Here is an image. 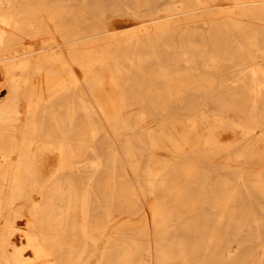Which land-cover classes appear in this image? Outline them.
<instances>
[{
  "label": "bare ground",
  "instance_id": "1",
  "mask_svg": "<svg viewBox=\"0 0 264 264\" xmlns=\"http://www.w3.org/2000/svg\"><path fill=\"white\" fill-rule=\"evenodd\" d=\"M91 1L106 0H0V92L8 89L6 97L0 98V157L3 158L0 200L11 197V200L31 201L34 194H40L43 197L40 204L47 210H42L40 217L35 212L38 204L33 201L30 205L33 221L40 222L44 231L39 237L32 229L35 226L28 225L25 248L31 250L32 256L26 257L16 244H13L14 250L6 251L7 236L15 232L10 222L20 215V207L7 203L0 209V217L6 220L0 224V264H60L55 262L57 256L50 257L55 250L66 253L67 259L72 260L86 252L95 254L100 242L110 237L114 238L113 244L102 251L115 257V262L110 264H137L135 257L143 252L141 243L127 235L118 236L116 231L108 235L112 227L110 220L95 216L91 209L98 206V198L110 204L116 202L125 211L142 204V199L148 196L144 185L138 180L129 183L125 178L128 171L123 165V178L118 180L114 166L118 161L125 162L136 168L133 172L137 175L144 158L147 164L143 175L149 183L151 176L156 177L153 189L163 193V200L152 204L147 212L156 223L155 229L163 233L155 231L158 238L153 247L150 243L146 246V252L155 255V259L138 264H164L172 259L177 263L170 261L169 264H198L199 261L202 264L203 257H192L201 251L200 244L194 242L188 249L179 229L166 221L171 219L176 203L189 214L198 213V204L202 209L198 198L186 197L184 183L209 179L213 170L198 160V147L211 142L218 149L208 151L207 148L199 156L203 160L215 157L224 133L195 139L191 135L197 122L192 117L180 121L181 132L171 127L168 142L162 148L170 150L179 160V175L168 182L163 161L151 149L155 145L153 139L149 135L151 145L154 144L151 147L142 138L135 143L132 121L127 114L133 111L134 95L139 90L151 94L148 97H156L153 106L156 111H166L173 109V105L183 108L190 99L194 102L216 93L219 97L233 96L245 86L250 101L246 109L251 117L259 115L261 120L256 125L248 119L244 122L246 129L240 135L246 145L233 150L232 158L246 160V167L237 168L235 176L238 172L240 180L243 174L246 179L251 177L252 189L248 179L246 186L250 192L259 194V204L264 208V184L258 180L264 170V0H225L224 3L189 0L181 7L164 3L167 0H120L121 8L108 19L102 14L96 24L89 23L87 4ZM130 18L135 22L127 24ZM211 32L231 34L240 50L250 53L247 59L254 65L239 67L231 77H223L217 67L208 66L209 70L201 71L190 58L181 56L186 42L196 47L206 46ZM242 34L244 41L239 38ZM184 35L193 37L192 41L183 40ZM147 48H151L154 63L148 73L142 74L143 81L134 90L131 86L134 68L142 70ZM164 59L171 64H164ZM181 60L186 64H180ZM60 92H65L61 102L48 112L46 101L51 94ZM22 100L26 101L24 117L20 116ZM193 102L184 106L188 116L194 111L199 114L212 111L211 108L205 112L206 104L199 106ZM118 126L123 127L119 139L121 151L111 144L112 166L103 169L96 139L102 132L113 141L111 133H116ZM53 132L60 133L57 141ZM230 134L231 131L229 138H232ZM37 141L43 144L36 145ZM55 156L62 160L64 171L59 180L57 170L52 167ZM91 156L95 159L90 160ZM89 160L94 166L92 171L84 169ZM74 161L80 163L76 170L71 163ZM79 179H82L81 185ZM218 184H222L223 191L230 189V192L209 196L208 203L217 209L215 219L234 217L239 228L246 216L244 206L233 200L232 192L239 186L223 174L218 175ZM55 220L59 223L58 231L52 230ZM204 228L207 230L200 231L206 238L201 242L202 248L204 245L216 247L223 234L214 225ZM167 229H173V234ZM49 239L57 245L56 249L49 245ZM259 246L249 247L248 251L227 248L224 258H211L210 264H264V244ZM260 248L262 257L255 254ZM243 253L249 257L238 256Z\"/></svg>",
  "mask_w": 264,
  "mask_h": 264
},
{
  "label": "rangeland",
  "instance_id": "2",
  "mask_svg": "<svg viewBox=\"0 0 264 264\" xmlns=\"http://www.w3.org/2000/svg\"><path fill=\"white\" fill-rule=\"evenodd\" d=\"M119 1L120 0L91 1L89 4H87V10L89 12V23H98V20L100 16H102V14L105 16L106 19H108L114 11L117 12V10L121 8V5L118 4ZM170 1L171 0H167L164 3L172 6L181 7L185 5L186 1L189 2V0H175L173 3H171ZM224 2L225 0L216 1V3ZM128 20L130 21L127 24L135 22L132 18ZM209 35H211V37H209L208 42L206 41V46L196 47L194 44H192V42H186L185 48L183 49V52H181V56L190 58L192 63L196 64L201 71L209 70L208 66H215L218 68V71L223 77L229 75L231 77L233 74H235V72H237L236 69L239 67L254 65L251 60H248L250 53L248 54L246 52H242V50H240V47L236 45L234 41H232L233 37L231 36V34L211 32ZM175 38L178 39L177 36ZM239 38L242 41L245 40L243 38V34L240 35ZM182 39L186 41H192L193 37H190L189 35H184ZM146 52L147 54L145 55V63L142 66V70H137L136 68H134V73L131 79V86L134 90L138 89L137 83L143 81V78L141 77L142 74L144 72L148 73V71L150 70V65L154 63L151 48H147ZM162 62H164V64H171V62H168L167 59H164ZM180 64L185 65L186 61L181 60ZM234 69L235 71H233ZM212 70L217 71L215 69ZM224 82L227 83V81L225 80ZM246 87L248 89V85ZM7 93L8 89L1 91L0 98L6 97ZM64 94L65 92L51 94L49 100L46 101L48 105V108L46 110L49 112L52 109H56V106H58V104L61 102L60 97ZM147 95L151 94L143 93L141 90H139L138 94L134 95L135 99L133 101L135 105L133 107V111L129 112L130 115L127 114L130 120L132 121L133 129L135 132L133 140L135 143L138 144V139L142 138L144 142H146V145L149 147L155 144L153 147H151V149L152 151L156 152L159 158L163 161V170L166 174L165 176L168 179V182L177 179L179 175V160L173 156V153L170 150L164 149L162 147L167 144L168 134L173 129H178L179 132L183 130V127L180 125V121H186L187 119L189 120V118L192 117L197 122L196 127L192 129L194 131L191 135L195 139H200L201 135L206 136L208 134L211 135L210 138H212L213 136H216L221 132L224 133V136H227V138H224V136H222L220 147L221 149L218 150V155L213 158L210 157L207 160H203L199 156L202 151H207V148L209 149L208 151L218 149L217 147L213 146L211 142L204 143V146L198 147V160L202 162L205 166H209L213 170L211 172V175L209 176V179L195 181V183H188V185L186 182L184 183L186 188L183 192H185L186 197L198 198L200 200L199 203H202L203 205V212L199 204L197 209L198 213L189 214L186 213L185 210H182V206L176 203L174 204V212L172 213L171 219L169 218V220L166 221L169 226H175L179 229L178 231H180L181 238L185 240L188 244L186 246L188 249L194 242L200 244L201 251L192 257L201 256L204 258V260H202V264H210L211 258H216V260L224 258L226 256L224 250L227 248H242L248 251L247 248L249 247H254L257 249L258 247H260L259 245L261 243L264 244V208L259 204V194L257 195L254 191L250 192L249 188L246 186L248 179V181H250L249 187L252 189L251 177L247 175L248 177L246 179V175L243 174V178L240 180L237 178V175L239 174L238 172L235 176L237 168L244 169L246 167V160H236L232 158L233 150L239 148L243 149V147L246 145V143L244 144V140H242L243 137H241L240 135V133L246 129V124L244 126V122L246 123L248 119L249 122L252 123V125H256L257 122L261 120L259 115H253L254 117H251V115H249L248 113V109H246L250 104V101L248 97H246L245 86L241 87L238 93L233 96L223 95L220 96L222 97L220 98L216 93L212 97H201L200 99L194 102L192 99H190L182 105L183 108H180L178 105H173L171 106V108L173 109H169L166 111H156L153 107L157 101L155 99L156 97H148ZM159 102H161V100H159ZM191 102L198 104L199 106H204L206 104V108L204 109L206 110L205 112H207V110L211 108L212 111L207 112L205 114H199L197 111H194L191 112L192 115L190 114V116H188L189 113L186 111L187 107L184 106H187V103ZM24 109L26 111V101L22 100V112L20 114V116L22 117H24L25 115ZM238 124L240 125L239 127H237ZM231 127L233 129H231ZM122 128V126H118L116 129L117 132L111 133L113 141H110L107 135L103 134L102 132L99 133L96 139L95 144L97 143L98 154L102 159L100 163H104L102 167L103 169H109L112 166V152L109 150L110 145L115 144L118 150L121 151V149L119 148V139L123 135L121 134L123 132ZM225 131L227 132L226 135ZM230 131L232 132V134H230L233 136L232 138H229ZM59 134V132H53V138H55V141H57V137L59 136ZM138 134H140V137L136 136ZM149 135L154 141V144L152 145L150 143ZM42 144L43 142L41 141H37L36 143V145ZM244 150L246 151L245 148ZM91 157L92 158L90 160L95 159L93 156ZM2 160L3 158L0 157V161ZM90 160L88 162H85V170H93L94 166L93 164L91 165ZM61 163L62 160L55 156V159L52 162V167L54 170H57V180L64 176V171H62L63 169H61ZM71 163L74 167L73 170H76L80 167V163L76 164L75 161ZM120 163L121 162L118 161L117 165L114 166L116 169V178L118 180H121L123 178L121 172L122 169H124V166L128 171V175L125 178L129 181V183L133 184L136 182V180H138L139 183L142 186L144 185V187L146 188L145 191L148 196L142 199V204L133 206L126 211L120 208L119 205H117L118 203L116 204V202L115 204L112 203V205L108 203L107 200H104V198H98V206L94 205L91 211L95 216L101 219L106 218L107 220H110L109 224L112 227L108 229V233H110L108 235H111L112 232L114 233L116 231L118 236L127 235V237H133L137 242L141 243V248L143 252H141V254L139 253V255L135 257V263L138 264L142 260L150 261L152 257H155V255H149L146 252V246L147 243H150V245L153 247L154 241L156 240V238H158L156 235L157 233L155 231L158 230V232L163 233V230L155 229L156 223H154L152 218H150L151 216H149L147 210L150 206H152V204L163 200V193L161 191L153 189V187H155V185L157 184V182H154V179H156V177L151 176L149 183L143 175L142 171L145 169L147 164L146 158L141 161L140 167L138 169L139 174L137 175L133 172L136 169L135 167L134 169H132V167L126 164L125 162L124 164ZM85 170V174H88ZM220 174L225 175L229 179V181L233 180V182L237 183V186H239L235 192H232L234 193L233 200H235L238 205L239 203L242 204V206H244V209L246 210L245 221L240 224L239 228L237 227V223L234 221V217H231L228 220L217 221L215 219L216 216H214L216 215L217 209L214 208L213 203H208V201H210L209 196L211 194L220 195L225 192H230V189L226 191L224 190V192L221 188L222 184H218V175ZM106 176L107 175L103 177ZM84 177H86V175ZM79 180L80 181L78 183L81 185L82 179ZM258 180H260L261 183L264 184V170L262 171V174L259 175ZM148 183L150 184L149 186ZM11 199V197H2L0 200V209L6 207L7 203H11L9 206H13L14 208L20 207V215L17 218L12 219L10 222L15 227V232H13L14 234L12 236H10L9 234L7 236L8 244L6 245V251L11 252L12 250H14L13 244H16L19 245L18 248L22 249L24 256L30 257L32 256L31 250L25 248L27 242L25 232L29 230L28 225L32 224L35 226L32 229L34 233L37 234L39 237H41L40 234L42 233V231H44V229H42L43 226L40 225V222L38 223L37 221H33L34 214L31 213L29 208L30 205H32L33 201L37 203L38 205H36L37 209L35 210V212L41 217L43 211L45 210L43 209L44 207H42V204H40V202H42L43 200V197L40 194H34L31 201L27 200V198H20L18 200ZM7 209L8 208H6L5 215L8 218ZM146 220L148 224L146 223ZM5 222L6 220L0 217V224L3 225ZM212 225H214L216 231H219L223 234V236L219 239L220 243L216 247L214 245H204V248H202L201 242H205L206 238L202 236L200 231H206L207 229L204 227ZM52 226V230L56 228L57 231L59 230V223L57 220L52 223ZM69 231L72 232L70 227L68 228V233L70 234ZM167 231L171 234L173 229H167ZM143 234H145L146 236ZM79 238L82 237L79 236ZM54 240L58 239L54 238ZM113 241V237H110V239H103L98 245L99 248L97 252H95V254L89 255L90 253L86 252L79 258L76 257L72 260L68 258L70 261L67 259L68 256L66 255V253L62 252L63 254H61V252L56 250V253L54 252V256L51 255L50 257L55 258V256H57V260H55V262H58L60 264H110L115 262V257L111 256L109 252H107V255H104L102 251L105 252L106 249L110 247L109 245L113 244ZM49 245L53 248V250L57 247L56 244H53V241H51V239H49ZM248 253H243L242 255L239 254L238 256L247 257ZM255 254L258 257H262L263 253H261V248L258 249L257 253L255 252ZM170 261L173 263H177V261L172 259L168 260L164 264H169ZM194 262L196 261H193V263ZM178 263L180 264V262ZM199 263L200 261L198 262V264Z\"/></svg>",
  "mask_w": 264,
  "mask_h": 264
}]
</instances>
